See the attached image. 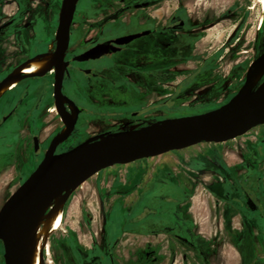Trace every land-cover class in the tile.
I'll return each instance as SVG.
<instances>
[{
  "label": "rangeland",
  "instance_id": "rangeland-1",
  "mask_svg": "<svg viewBox=\"0 0 264 264\" xmlns=\"http://www.w3.org/2000/svg\"><path fill=\"white\" fill-rule=\"evenodd\" d=\"M141 1L80 0L71 23L72 46L78 40V45L95 41L103 30L105 35L102 28L109 20L112 33L131 30L126 24L129 19L132 24L140 22L143 11L136 4ZM177 7L185 26L169 38L176 51L171 57L163 55L156 79L148 78L154 71L143 69V52L131 45L115 59L122 69L112 74L108 112L95 109L97 98L91 90L74 94L90 113L79 117L62 152L125 122L148 125L216 109L240 89L248 65L264 52V8L259 0H160L149 10L163 23ZM11 16L4 13L1 22ZM46 31V25L35 26V47L28 54L13 49L11 40L2 41L0 63L5 67L0 72L42 51L51 35ZM168 61L172 64L164 67ZM132 112H138V119L131 118ZM55 126L50 114V128L41 139L46 140ZM13 146L0 145V208L40 159L24 144ZM196 196L209 197L208 208L201 205L199 226L213 230L221 222L232 223L234 214L225 207L249 214L250 200L259 206L253 213L257 212L256 223L264 236V125L227 142L199 143L97 172L65 198L62 225L47 239L44 263L204 264L181 242L173 246L170 258L162 249L175 238L187 239L185 230L192 226V216L197 218L189 211V198ZM249 234L244 232L237 248L250 254L259 247L258 237ZM0 264H4L1 242Z\"/></svg>",
  "mask_w": 264,
  "mask_h": 264
},
{
  "label": "water",
  "instance_id": "water-1",
  "mask_svg": "<svg viewBox=\"0 0 264 264\" xmlns=\"http://www.w3.org/2000/svg\"><path fill=\"white\" fill-rule=\"evenodd\" d=\"M78 0H62L52 54L54 107L63 125L50 141L42 160L22 185L0 208V242L4 264H19V255L42 209L57 195H67L97 172L121 164L155 157L199 143H222L264 125V78L253 84L255 75L264 77V52L248 65L240 89L220 107L195 115L167 118L134 130L95 135L75 147L55 154L73 131L76 116L69 118L60 91L63 56ZM146 32L120 36L96 45L79 60L95 59L118 50ZM36 143V141H35Z\"/></svg>",
  "mask_w": 264,
  "mask_h": 264
},
{
  "label": "flooded vegetation",
  "instance_id": "flooded-vegetation-1",
  "mask_svg": "<svg viewBox=\"0 0 264 264\" xmlns=\"http://www.w3.org/2000/svg\"><path fill=\"white\" fill-rule=\"evenodd\" d=\"M79 1L76 3L74 14ZM159 2L160 0H143L136 4L137 9L143 11L141 14L142 18L136 24H132L129 19L126 26L131 25L133 28L127 32L112 33L113 25L109 23L113 22L112 20L107 21L102 28L104 29L105 27L107 33L104 35L103 30L100 36L91 43L85 42L78 45V40L77 44L75 43L73 47L70 25L68 46L63 56V62L66 65H64L63 69L60 91L65 96V110L69 115L70 113H74V117L76 116L74 128L81 115L90 113L87 104H84L82 102L83 100H80V97L79 99L75 98L74 94L76 92L91 90L97 98L94 104L95 109L101 113L108 112L110 107L108 92L111 91L108 87L114 83L112 74L114 70L122 69L118 62L115 63V59L127 52L131 45H137L140 53L141 51L143 52L142 54L145 57V63H143L145 66L143 69L154 71V73L148 74V78L153 80L157 77L156 74L158 72L156 71L160 72L163 67V55L164 57H171L175 54L176 48L173 45V41L169 40V38H174L175 36L173 35H177L178 30L184 28L185 21L179 17L177 7L162 23L161 18L155 17L149 10ZM61 3L62 0H8V2L7 0H0V51L2 50V41L11 40L14 46L13 49L18 50V53L28 54L35 47L36 37L34 28L36 25H46L47 35L51 32L50 38L43 42L44 47L42 51L23 58L12 68L0 72V145H14L13 149H17L16 145L18 143L24 144L30 149L32 156L40 155V159L34 164L35 168L42 160L51 139L63 128L54 107V69L51 58L55 49V34ZM8 12H11L13 16L1 22L2 19H5L3 14ZM54 21H56L55 26L52 25ZM51 28H54L53 31ZM142 32L146 33L125 45H114L118 48L114 53L102 55L95 59H78L96 45L112 41L120 36ZM48 53L51 55V66L49 68L41 72L27 69L26 74L16 75L20 66L26 65L29 60L34 59L38 55ZM170 64H172L171 61L165 62L164 67ZM2 67H5V65L0 63V70ZM70 105L73 107L72 109ZM50 114L55 120L56 126L52 134L46 140H43L40 136L47 133L50 128ZM131 118L138 119V112H132ZM127 125L140 128L146 124H141L140 122L134 123L133 121L125 122L122 126L102 130L96 135L122 131L123 127ZM70 136L66 142L56 147L55 154L62 152L61 146L69 141ZM30 174H27L24 180ZM125 182L122 183L125 184ZM175 239L177 241L179 240V242L182 241L181 243H185L186 241L183 238Z\"/></svg>",
  "mask_w": 264,
  "mask_h": 264
},
{
  "label": "crops",
  "instance_id": "crops-1",
  "mask_svg": "<svg viewBox=\"0 0 264 264\" xmlns=\"http://www.w3.org/2000/svg\"><path fill=\"white\" fill-rule=\"evenodd\" d=\"M222 187L223 189H221V192H224L225 188L224 186ZM222 197L226 204V194L223 193ZM189 200V211L192 213V215L197 216V218L192 216V226L190 229L186 228L185 231L187 239L185 243L182 244H185L186 247L188 246L189 251L191 248L190 253L193 255V257H195L193 253L196 251L197 257L200 259V261L203 263L206 262L207 264H245V262L248 263L252 260L264 261L262 254L264 253V244H262L264 241V236L262 235L261 231H259L258 225L256 223L257 212L253 213L258 210V205H255L252 201L248 200L247 206L249 207V214L238 208L228 209L229 207L226 206L224 211L228 210L234 214L232 223H225L224 225V223L221 222L219 227L212 230L210 227L206 228L198 225V215L202 213L201 205L203 204L206 206V208H208L209 197L207 196L204 198L203 196H196L190 197ZM244 232L247 233V235H250L249 233L251 232L256 237H258L256 242L258 243V250H253L250 254L249 252L243 253L242 251L238 250L237 244L242 241ZM177 245H181L179 244V240H175L174 243L168 241L166 244L162 245V249L167 252L168 258H170L171 249L173 246L176 247ZM252 245L253 247L255 246L254 244ZM259 249L262 250V253L258 252ZM261 254L262 256H260ZM175 258L177 259L178 256ZM168 261L170 262L171 260L169 259Z\"/></svg>",
  "mask_w": 264,
  "mask_h": 264
},
{
  "label": "bare ground",
  "instance_id": "bare-ground-1",
  "mask_svg": "<svg viewBox=\"0 0 264 264\" xmlns=\"http://www.w3.org/2000/svg\"><path fill=\"white\" fill-rule=\"evenodd\" d=\"M264 8V0H259ZM50 53L38 55L34 59L29 60L26 65L20 66L16 75H24L27 69L35 72H41L51 66ZM52 58V57H51ZM262 71L258 72L253 78V84H257L262 78ZM70 108L73 107L70 105ZM74 113H70L69 118L72 119ZM122 129V128H121ZM137 127L125 126L122 130H134ZM65 194L57 195L50 203H48L42 211L36 216L32 231L19 255V264H45L43 260L44 251L47 248V239L56 232L62 224V208L65 201Z\"/></svg>",
  "mask_w": 264,
  "mask_h": 264
},
{
  "label": "trees",
  "instance_id": "trees-1",
  "mask_svg": "<svg viewBox=\"0 0 264 264\" xmlns=\"http://www.w3.org/2000/svg\"><path fill=\"white\" fill-rule=\"evenodd\" d=\"M264 77H262V79H263Z\"/></svg>",
  "mask_w": 264,
  "mask_h": 264
}]
</instances>
